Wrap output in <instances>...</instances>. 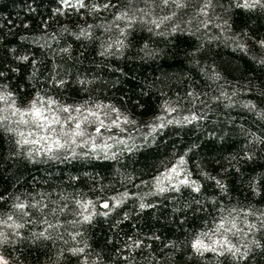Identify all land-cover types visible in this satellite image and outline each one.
Here are the masks:
<instances>
[{
    "label": "trees",
    "instance_id": "1",
    "mask_svg": "<svg viewBox=\"0 0 264 264\" xmlns=\"http://www.w3.org/2000/svg\"><path fill=\"white\" fill-rule=\"evenodd\" d=\"M199 6L200 0H188L187 8L179 10L181 31L158 35L137 25L122 52L113 49L115 54L101 55L109 35L102 28H92V39H77L74 33H79L82 26L103 21L93 17L85 20L71 9L67 10L70 14H58L59 0H0V71L6 73L2 82L20 102L31 99L37 90L70 102L99 98L145 119L156 114L169 97L192 105L227 83L246 90L248 102L257 109L249 111L240 103L226 106L211 97L199 106L200 120L169 124L155 134L154 141L116 159L53 162L30 158L23 150L16 154L10 137L0 133V195L6 197L0 201V209L7 212L10 197L15 195L43 199L49 207L68 205L59 214L65 222L59 232L64 233L67 243L60 239L33 243L28 239L14 247L6 245L5 254L10 253L12 261L80 264L81 258L69 249L86 242L92 253L89 260H95L98 254L101 264H157V259L159 264H218L211 253L204 257L193 253L189 246L192 233L207 225L216 215L217 206L264 210V187L260 194L249 187L250 181L255 187L264 179V143L260 142L264 139V119L259 116L264 111V63L259 62L264 59V49L256 43L264 39V11L245 12L230 7L229 0H213L214 9L230 25L224 33L222 28L200 27L202 17L196 16ZM232 34H244L246 50L226 39ZM145 45L153 55H145ZM66 47L69 51L62 53L60 50ZM20 55H28L34 64L19 61ZM52 75L64 79L65 86L54 87L49 81ZM189 93L198 94L199 99L193 100ZM180 156L187 159L203 186L201 193L182 189L180 194L148 196L145 202H157L158 207L144 211L139 210L136 199L129 198L106 217L95 215L91 223L75 227L70 223L78 218L74 215L76 200L92 199L95 211L102 213L106 210L100 205L106 200L111 203L110 197L116 193L148 192L141 181H151L163 169L162 161ZM231 157L236 159L223 172ZM205 173L222 178L227 193L221 192ZM173 196L176 199H170ZM193 197L201 199L202 206L185 208ZM199 207L203 210H197ZM181 208L183 212L174 211ZM125 214L128 219H124ZM74 230L82 233L77 237L79 244L67 235ZM154 234L160 239H145L152 247L135 249L131 253L134 259H123L130 254L118 249H123L128 237ZM25 235L30 236V232L25 230ZM255 237L264 241V231L256 232ZM172 243L174 248L163 247ZM245 264H264V248L253 246Z\"/></svg>",
    "mask_w": 264,
    "mask_h": 264
},
{
    "label": "snow or ice",
    "instance_id": "2",
    "mask_svg": "<svg viewBox=\"0 0 264 264\" xmlns=\"http://www.w3.org/2000/svg\"><path fill=\"white\" fill-rule=\"evenodd\" d=\"M60 8L58 14L67 15L68 9L81 15L85 20L93 17L103 21L96 25L87 24L82 26L79 33H74L77 39H92V28H102L108 33L106 44L101 55L115 54L122 52L126 47L125 40L129 33L137 25L146 28L150 33L165 35L171 32L181 31L180 24L182 17L178 19V12L186 9L188 0H59ZM230 7H234L245 12L256 9L264 11V0H229ZM167 9L168 11H164ZM111 16L110 20H106ZM196 16L203 17L199 20V25L205 30L210 27L223 28L230 27L227 20L222 23H215L219 17L215 15L213 0H200V6L196 9ZM191 23V20L187 21ZM167 26V27H166ZM163 29V30H161ZM67 31V29H65ZM115 39H113V35ZM244 34H232L226 37L236 44L241 50H246L245 44L240 43ZM256 43L264 49V39L257 40ZM62 53H67L69 49L63 48ZM143 51L145 55H153V52L145 45ZM17 59L21 62L33 63L28 55H20ZM264 63V59H260ZM15 71H18L16 69ZM34 75V74H33ZM6 78L5 71H0V133L7 134L11 143L15 146V153L19 154L23 150L28 157L34 155H48L50 157L62 151H71L72 155H77L76 149H83L80 153L84 156H95L104 159H116L124 151L131 152L137 148V137H141L145 142L151 138L155 140V134L162 128L173 123H193L202 117L193 113L183 116L181 120L167 119L165 115H157L152 121L138 125L137 121L125 115L119 108L112 104H105L89 99L79 104H68L57 99L49 92L37 90L32 98L26 103H19L16 93L11 91L7 84L2 81ZM219 79V77H215ZM50 83L56 88H63L67 83L64 79H57L55 75L49 77ZM83 83V82H81ZM232 95H235L233 93ZM193 100L199 99L198 94L189 93ZM232 106V97L228 93L222 92ZM221 96L216 97L219 101ZM243 107L249 111H257L256 105L252 103L244 104ZM163 111L170 115L177 112L176 107H172L169 102L163 105ZM261 119H264V111L259 112ZM147 129V131H145ZM260 139V138H258ZM264 143V139H260ZM251 159V157H247ZM231 157L228 159V166L222 169L227 172L232 166ZM163 170L158 171L151 181H141V184L149 186V191L143 195L139 193L124 192L119 197H111V203L106 200L100 206L106 211L97 213L96 204L91 200H76V211L74 215L78 218L70 223L75 227L85 223H91L95 215L108 216L111 211L120 207L127 199L134 198L138 202L140 211L148 208L158 207L157 202H145L148 196L165 197L168 193L180 194L182 189H188L192 193H201L202 185L192 179V173L186 168L187 161L184 156H180L173 161H162ZM208 179L212 180L223 193H227V185L219 176H211L205 173ZM140 187V185H136ZM249 187L254 193L260 194V188L264 187V179L258 186L254 187V181L249 182ZM11 203L8 211L0 209V264H12L11 254H5V246H15L20 241L31 239L33 243L42 240H67L64 233L59 232L64 227L65 222L59 219V214L63 213L68 205L53 204L49 207L43 199L32 197L22 198L20 195L10 197ZM170 199H176L175 196ZM6 197L0 195V201H5ZM215 204V200L212 201ZM192 204L202 206V200L193 197L191 203L185 208H191ZM197 210H203L199 207ZM183 212L184 209H174ZM211 215V214H210ZM49 217H52L49 219ZM251 218V219H250ZM124 219H128L125 214ZM119 223V222H117ZM32 228H39L33 231ZM25 230L30 232V236L25 235ZM67 231V229H65ZM264 231V210L255 211L251 208H227L216 207V215H212L207 225L199 231L192 233L189 246L198 257H204L211 253L218 259V264H245L253 246L264 248V241L256 239L255 233ZM71 240L77 244V240L82 233L79 230L67 232ZM145 239L153 241L159 240L158 235L141 238L130 236L123 245V249L129 252V257H123L126 261L134 259L131 253L135 249L152 247L146 244ZM164 248L175 247V244H165ZM72 255L80 257V264H101L99 255L95 260H89L92 255L89 246L83 242V246H76L69 249ZM219 258H225L220 260ZM157 264L159 261L157 259Z\"/></svg>",
    "mask_w": 264,
    "mask_h": 264
},
{
    "label": "rangeland",
    "instance_id": "3",
    "mask_svg": "<svg viewBox=\"0 0 264 264\" xmlns=\"http://www.w3.org/2000/svg\"><path fill=\"white\" fill-rule=\"evenodd\" d=\"M164 11L166 12L167 9H165ZM215 15L217 17H219V19H217L215 21V23H222L224 21L223 17L219 14V12L217 10H215ZM202 19H203V17H202ZM226 30L227 29H225V27H223L221 31L226 33ZM115 35H118V34H114L113 35V39H115ZM239 42L240 43H244L245 44V48L247 49V41L242 36H241V40ZM263 53H264V51H263ZM222 92H226V93L229 94V96L232 97V100H231L232 104L240 103V104L244 105V104L249 103L248 102V97L246 95V93H247L246 90L240 88V86H238V85L231 86V85H229L227 83H222V85H220V88L218 89V91L212 92V94H208L207 96H201L199 100L195 101V103L192 102V105H188L187 103H182L178 98L169 97L166 101L169 102L172 107H176L177 108V112H174V113H171L170 115H168V114H166L163 111V106H162L156 114H154L152 116H149V117H147L145 119L137 118L135 114H133L132 112L128 111L125 107L117 106V105H115L113 103L103 101V100H101L99 98H91V99L95 100L97 102H102V103H105V104L114 105L115 107L119 108L122 113H124L125 115H128L131 119L136 120L138 125H141V124H144L146 122L152 121L153 117H155L157 115H165L167 119H174V120H181L183 116H189V115H191L193 113H196L198 115V113H199L198 109L202 110L199 106H201V104L206 99H211V97H212V99L216 100V97L221 96ZM233 93H235V95H232ZM57 99L61 100L62 102H66L68 104H79V103H82V102H70V101H68L66 99H61V98H58V97H57ZM219 101L224 102L226 104H229V101L223 96H221V99ZM18 102L19 103H26V102H20L19 100H18ZM165 102H164V104H165ZM178 124H187V123H178ZM145 131H147V129H145ZM151 140L152 139L149 138V140L147 142H145L141 137H137L136 144L138 145V147L133 149L131 152L124 151L122 154L117 156V158L123 157L126 154L134 152L136 149L140 148L141 146H143L144 144L148 143ZM83 151H84L83 149L77 148L76 152L78 154L75 155V156L72 155L71 151H62L59 154H56V155H54L52 157H50L48 155L40 154V155H34L32 158H37V159H40V160L51 159V160H53V162H60V161L72 160V159H104L102 154L100 155L99 158H96L95 156H84V155H81L80 153H82ZM178 158L179 157H177L176 159H178ZM185 160L187 161L186 158H185ZM186 168L188 169V171H190L192 173V179L196 180V175H195L194 171L191 169V167L188 165V162H187ZM146 187L149 190V186L146 185ZM124 192L131 193V190H124L123 192L116 193V194L112 195L111 197H114V196L115 197H119V195L121 193H124ZM87 200L93 201L92 199H87ZM12 264H20V263H16V262L12 261Z\"/></svg>",
    "mask_w": 264,
    "mask_h": 264
}]
</instances>
